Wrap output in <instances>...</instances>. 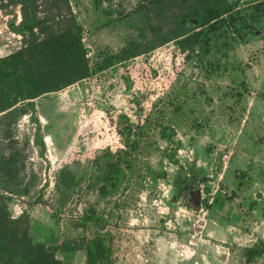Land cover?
I'll use <instances>...</instances> for the list:
<instances>
[{"label":"rangeland","instance_id":"obj_1","mask_svg":"<svg viewBox=\"0 0 264 264\" xmlns=\"http://www.w3.org/2000/svg\"><path fill=\"white\" fill-rule=\"evenodd\" d=\"M145 1L71 0L92 73L34 99L45 156L25 143L28 114L0 119L40 196L9 197V209H27L33 241L53 249L102 237L111 264H246L264 241V0H231L190 57L179 40L132 57L153 38ZM12 20L0 11V57L22 45ZM60 248L64 264H86V250Z\"/></svg>","mask_w":264,"mask_h":264},{"label":"trees","instance_id":"obj_2","mask_svg":"<svg viewBox=\"0 0 264 264\" xmlns=\"http://www.w3.org/2000/svg\"><path fill=\"white\" fill-rule=\"evenodd\" d=\"M140 8L154 32L153 38L145 44H133L130 56L137 57L179 40L182 51H187L190 57L206 34L203 27L223 20L234 10V3L231 0H146ZM0 11L12 16L9 27L22 37L18 50L0 57V119L12 126L10 119H16L20 113L28 114L34 133L32 140L26 137L25 143L28 145L32 141L43 157L47 147L34 99L91 75L83 28L71 0H0ZM118 62L110 61L112 65ZM162 136L169 137L165 132ZM0 144V264H64L55 256L60 247L53 249L46 242L33 241L27 209L19 216L11 214L9 197L29 198L37 174L32 172L30 179L25 181L22 174L26 168L25 147L19 145L13 132L9 131ZM177 197L191 208L199 207L184 189ZM39 198L31 196L28 202H39ZM80 249L87 252L86 264H111L110 250L102 237L69 239L60 248L63 252ZM262 254L264 241L248 247L246 264Z\"/></svg>","mask_w":264,"mask_h":264}]
</instances>
